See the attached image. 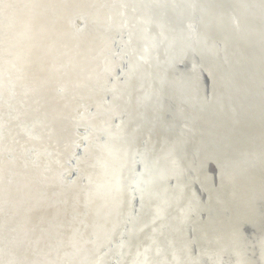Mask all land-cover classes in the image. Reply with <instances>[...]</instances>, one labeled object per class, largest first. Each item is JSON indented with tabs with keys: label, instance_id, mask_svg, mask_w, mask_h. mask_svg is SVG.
<instances>
[{
	"label": "bare ground",
	"instance_id": "bare-ground-1",
	"mask_svg": "<svg viewBox=\"0 0 264 264\" xmlns=\"http://www.w3.org/2000/svg\"><path fill=\"white\" fill-rule=\"evenodd\" d=\"M154 1L0 0V264H181L189 249V264H220L246 246L239 223L264 202V168L250 171L264 144L262 33L235 50L237 28L214 13L229 0ZM222 123H242L254 153L202 160L231 132ZM224 241L215 259L208 244Z\"/></svg>",
	"mask_w": 264,
	"mask_h": 264
},
{
	"label": "water",
	"instance_id": "water-1",
	"mask_svg": "<svg viewBox=\"0 0 264 264\" xmlns=\"http://www.w3.org/2000/svg\"><path fill=\"white\" fill-rule=\"evenodd\" d=\"M234 2L233 0H229L228 3L222 4L219 7L215 8L214 13L217 10L224 12L226 14V17L229 19L227 20V23H225L224 26L225 27L235 26L237 28V32L233 38V45H234L235 50L239 49L240 46L242 45V42L246 38L250 37L251 34H253V32H259L262 34L259 35L260 40L256 42V47L254 49L257 51H260V49L258 48L262 46L261 39L264 40V0H234ZM157 3L158 1L155 0L150 7L153 9ZM254 3L260 5V6L258 5V8H257L258 13H256L255 15L249 16V14L252 13L251 11L252 8L255 7ZM167 5L170 6V8L176 9V10L180 8L179 7L180 5L177 2H168ZM160 6H163V4L158 5L155 9L159 8ZM197 16L198 14H195L193 16V19L195 20ZM230 19H231V22H230ZM122 20H123V23L126 24V23L131 22L133 18L129 14L125 13L122 15ZM198 34H199V29L192 30L189 34H187L183 38L191 39V38L198 36ZM216 45L218 47L219 43L216 42ZM161 50L159 51V53H163L165 49L163 51ZM180 57L181 56L179 55L175 59L174 63H177L178 61L176 60ZM250 62H252V60L248 61L247 63L251 64ZM196 67L199 72L204 73L205 70L200 64H196ZM255 71L256 72L260 71L258 65H256ZM148 74L155 76L152 71L151 73H148ZM192 80H195V77ZM156 98L157 96L154 95L152 98L149 99V101L156 100ZM220 109H223V108H220ZM200 110L204 112L203 108H201ZM251 112L252 114H254L253 110H251ZM247 118H249L250 120L252 118L256 126L257 121L259 119L257 114L254 116L249 115L247 116ZM156 121H160V119L157 118ZM144 122L145 120L141 123V125H143ZM220 126H221V129L231 128V132L229 133L228 137L224 139V141L221 143L219 142V140H216V139L213 142H209V145L205 147V149L199 155L200 158L202 157V160L208 161L211 156L220 155V154H222V156L225 157V155L229 151L235 152L237 151V149H239V151L243 153L244 152L247 153V155L254 153L253 151H254L255 146H253L252 144L242 145V137L244 135V133L243 135H241V131H240L242 123H239V124L237 123V125L234 127H229L228 123H222ZM256 128H258V126ZM262 129H264V126ZM249 135H250L251 140L255 141L256 137H254L253 131H251ZM185 140L186 139L181 138L180 142L182 143L186 142ZM230 148H235V149L228 151V149ZM259 150H260L259 157L261 158L260 163L262 164V166L260 167L258 165V168L256 170H253V169L250 170L254 173V175L261 174L263 172L262 169L264 168V144L261 147H259ZM195 156L197 155H189L187 164L185 162V164L183 165L181 169L182 176H186V175L189 176L188 164H190V162L194 159ZM207 165L209 164L207 163ZM212 170H214V167L210 165V171L212 174L211 181L215 183L217 176ZM197 176L199 178V172H197ZM149 196L150 197L152 196V191L146 194L143 188L142 193H141L140 203L145 201L146 198H148ZM138 200H139V197H138ZM259 209L260 211H257ZM251 219L258 220V223H256V226L251 223L250 221ZM194 223L195 222L191 221L190 225H193ZM239 230H240V238L244 240L246 246L241 250L238 256L230 255V259L221 260L220 264H264V202L263 201H260L258 204H256L255 209L252 208V210H249V212H247V214L244 215L243 219L239 223ZM229 234L231 236L230 232ZM208 245H209L210 252H212V256L215 259H220L222 257L229 255L227 253L228 245H227V242L225 241L217 243L213 247H211L210 244ZM196 251L197 249L195 250L189 249V254L186 257L187 260L181 264H189L190 262H192Z\"/></svg>",
	"mask_w": 264,
	"mask_h": 264
},
{
	"label": "rangeland",
	"instance_id": "rangeland-1",
	"mask_svg": "<svg viewBox=\"0 0 264 264\" xmlns=\"http://www.w3.org/2000/svg\"><path fill=\"white\" fill-rule=\"evenodd\" d=\"M121 56V55H120ZM124 55H122L121 57H123ZM127 57V55H125V58ZM196 129H202V126H197ZM141 150V149H140ZM149 157H142L139 159V157L137 158V162L140 161V163L144 164V163H148L149 160H148ZM140 168V167H139ZM141 169V168H140ZM119 243V241H118Z\"/></svg>",
	"mask_w": 264,
	"mask_h": 264
}]
</instances>
